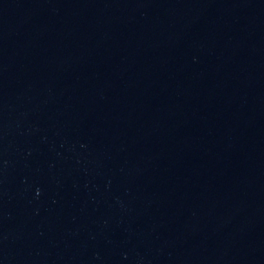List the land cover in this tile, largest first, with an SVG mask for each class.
<instances>
[{
	"label": "water",
	"instance_id": "1",
	"mask_svg": "<svg viewBox=\"0 0 264 264\" xmlns=\"http://www.w3.org/2000/svg\"><path fill=\"white\" fill-rule=\"evenodd\" d=\"M0 264H264V0H0Z\"/></svg>",
	"mask_w": 264,
	"mask_h": 264
}]
</instances>
